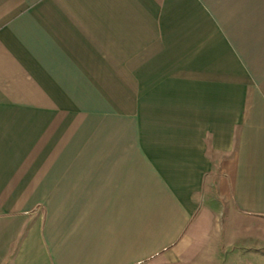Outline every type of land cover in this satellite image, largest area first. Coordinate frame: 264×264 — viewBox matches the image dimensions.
Here are the masks:
<instances>
[{
  "label": "crops",
  "instance_id": "0c3cea01",
  "mask_svg": "<svg viewBox=\"0 0 264 264\" xmlns=\"http://www.w3.org/2000/svg\"><path fill=\"white\" fill-rule=\"evenodd\" d=\"M0 264H264V0H0Z\"/></svg>",
  "mask_w": 264,
  "mask_h": 264
}]
</instances>
